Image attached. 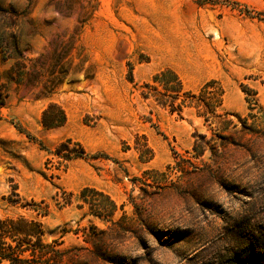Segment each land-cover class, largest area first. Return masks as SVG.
I'll use <instances>...</instances> for the list:
<instances>
[{
  "label": "rangeland",
  "instance_id": "rangeland-1",
  "mask_svg": "<svg viewBox=\"0 0 264 264\" xmlns=\"http://www.w3.org/2000/svg\"><path fill=\"white\" fill-rule=\"evenodd\" d=\"M20 219L38 264H218L235 225L264 228V0H0V220Z\"/></svg>",
  "mask_w": 264,
  "mask_h": 264
},
{
  "label": "trees",
  "instance_id": "trees-1",
  "mask_svg": "<svg viewBox=\"0 0 264 264\" xmlns=\"http://www.w3.org/2000/svg\"><path fill=\"white\" fill-rule=\"evenodd\" d=\"M179 86L178 89L173 92L176 95L173 96V102L178 98V93L181 91V82L177 76L172 72L164 73L155 77V81L163 82L167 84L166 76ZM213 82H209L207 87L211 86ZM206 95L210 97L205 103V97L202 101L206 107L210 106V101L215 98V93L207 92ZM221 95V94H219ZM172 102V111H176V108H181V104L175 105ZM55 107L51 105L49 109ZM61 113L64 117L63 111ZM49 110L44 113L43 124L46 127L54 126L53 123H49ZM48 118V120H47ZM46 215V213H44ZM22 225H26L24 228ZM233 228H231L232 230ZM234 244L227 249L226 252L219 255L215 261H219L218 264H264V228L254 227L248 229L241 224L235 225ZM37 236L36 241L32 242V237ZM43 235L42 225L34 220L26 222L23 219L18 221L13 220H0V263L6 262L7 264H38V259L44 256L43 248L49 247L41 243ZM6 237H10L14 242H18L16 245L8 244L4 241ZM18 239V241H17ZM27 255H26V254Z\"/></svg>",
  "mask_w": 264,
  "mask_h": 264
}]
</instances>
